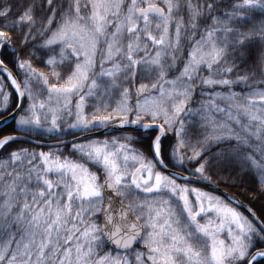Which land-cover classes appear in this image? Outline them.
<instances>
[{
    "label": "snow or ice",
    "instance_id": "1",
    "mask_svg": "<svg viewBox=\"0 0 264 264\" xmlns=\"http://www.w3.org/2000/svg\"><path fill=\"white\" fill-rule=\"evenodd\" d=\"M9 120L0 264H264V0H0Z\"/></svg>",
    "mask_w": 264,
    "mask_h": 264
},
{
    "label": "trees",
    "instance_id": "2",
    "mask_svg": "<svg viewBox=\"0 0 264 264\" xmlns=\"http://www.w3.org/2000/svg\"><path fill=\"white\" fill-rule=\"evenodd\" d=\"M35 66L40 68L41 70L43 71H48L49 69L45 68L43 65H41L39 62L37 61H33ZM9 67H12L10 64H9ZM13 71L15 72L16 70L13 69ZM259 78V76L257 77ZM241 89L238 87L236 88V91H240ZM11 125H12V121L9 122L8 124H6L3 128L0 129V136H3L4 134H9L12 132V128H11ZM114 135H119V132H116V133H113ZM25 147H29V145H24ZM46 150V149H45ZM2 151V150H0ZM220 187L226 189L227 191L237 195L239 198H241L244 202H246L247 204H249V197H248V194L245 193L243 195H241V192L242 190L239 189V188H236V187H230V186H227V185H224V184H221ZM258 207V205H257ZM242 211V210H241Z\"/></svg>",
    "mask_w": 264,
    "mask_h": 264
},
{
    "label": "water",
    "instance_id": "3",
    "mask_svg": "<svg viewBox=\"0 0 264 264\" xmlns=\"http://www.w3.org/2000/svg\"><path fill=\"white\" fill-rule=\"evenodd\" d=\"M9 122H11V120H9L6 124H8ZM6 124H0V129L3 128ZM207 189L212 190L211 188H207ZM215 192H216L217 194L221 195V196H227L228 194L235 195V194H233V193L227 191L226 189H224V188H222V187H220V186H219V188L215 189ZM235 196H237V195H235ZM237 197H238V196H237ZM238 198H239V197H238ZM239 199L242 200L241 198H239ZM242 201H243V200H242ZM243 202H244V201H243ZM244 204H247V203L244 202ZM241 210L244 211L246 215L248 214L247 211H246V209L241 208Z\"/></svg>",
    "mask_w": 264,
    "mask_h": 264
},
{
    "label": "rangeland",
    "instance_id": "4",
    "mask_svg": "<svg viewBox=\"0 0 264 264\" xmlns=\"http://www.w3.org/2000/svg\"><path fill=\"white\" fill-rule=\"evenodd\" d=\"M205 190H206V191H209V190H208V189H206V188H205ZM216 194H217V193H216ZM217 195H219V194H217Z\"/></svg>",
    "mask_w": 264,
    "mask_h": 264
}]
</instances>
